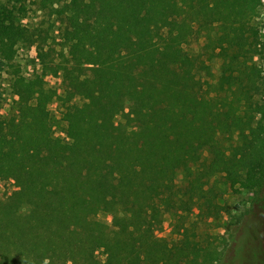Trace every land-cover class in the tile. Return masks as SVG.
<instances>
[{
	"label": "trees",
	"instance_id": "obj_1",
	"mask_svg": "<svg viewBox=\"0 0 264 264\" xmlns=\"http://www.w3.org/2000/svg\"><path fill=\"white\" fill-rule=\"evenodd\" d=\"M40 1L46 19L31 25L25 4L0 0V59L34 45L62 79L61 92L40 75L11 79L0 177L16 188L0 196V264H203L200 248L173 261L150 220L190 211L216 174L264 208V102L223 112L201 88L218 49L224 72L251 60L261 0ZM193 38L206 57L187 48ZM183 161L187 183L172 173ZM112 201L116 216L99 221Z\"/></svg>",
	"mask_w": 264,
	"mask_h": 264
},
{
	"label": "rangeland",
	"instance_id": "obj_2",
	"mask_svg": "<svg viewBox=\"0 0 264 264\" xmlns=\"http://www.w3.org/2000/svg\"><path fill=\"white\" fill-rule=\"evenodd\" d=\"M9 1L16 6L26 5L27 16L22 20L23 23L35 25L42 18L46 19L43 16L44 10H39L42 7L40 0ZM253 22L258 29V42L252 51L251 60L232 73L224 72L221 68L223 54L218 49L217 59L212 60L211 70L214 75L205 77L212 86L209 87L205 82L201 85L203 92L208 91L222 104L220 109L223 112L233 111L238 104L246 101L245 98L264 102V0H261L259 14ZM187 48L200 50L204 57L207 56L203 40L193 38ZM16 71L28 78L40 75L47 86L61 92V73L58 76L48 73L38 59L34 45L18 44L11 62L0 59L1 115H8L12 111L14 97L10 86ZM49 110L53 136L65 139V121L61 118L57 102H51ZM119 120L120 116L114 119L115 122ZM224 137L220 134V140H224ZM190 165L189 161H183L173 168L172 173L177 181L187 183L184 169ZM204 183L207 197L196 201L190 211L169 213L160 209L159 218L150 220L155 236L164 241L173 261L179 257L184 260L190 258L193 251L200 248V259H205L203 264H264L262 201L247 190H235L218 174L205 177ZM15 188L12 178L0 177V196H6ZM162 195L163 191L157 193L158 197ZM115 207L114 201L110 202L97 213L96 218L109 224L117 214ZM211 257L213 262L209 260Z\"/></svg>",
	"mask_w": 264,
	"mask_h": 264
}]
</instances>
